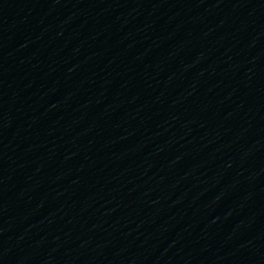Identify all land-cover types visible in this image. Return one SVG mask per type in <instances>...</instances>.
Listing matches in <instances>:
<instances>
[{
    "label": "water",
    "instance_id": "1",
    "mask_svg": "<svg viewBox=\"0 0 264 264\" xmlns=\"http://www.w3.org/2000/svg\"><path fill=\"white\" fill-rule=\"evenodd\" d=\"M151 264H264V0H149Z\"/></svg>",
    "mask_w": 264,
    "mask_h": 264
}]
</instances>
